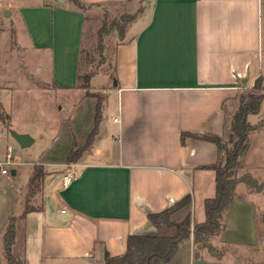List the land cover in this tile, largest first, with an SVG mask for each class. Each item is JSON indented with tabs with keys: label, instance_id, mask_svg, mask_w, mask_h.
I'll return each instance as SVG.
<instances>
[{
	"label": "crops",
	"instance_id": "crops-1",
	"mask_svg": "<svg viewBox=\"0 0 264 264\" xmlns=\"http://www.w3.org/2000/svg\"><path fill=\"white\" fill-rule=\"evenodd\" d=\"M80 1L94 5L125 0ZM15 2L0 0V9H9L6 17L15 18L12 25L17 34L20 27L27 45L50 55L45 83L58 92L80 90L85 12L73 0ZM141 17L146 18L140 28L127 33L116 53L117 146L102 148L94 141L77 163L66 164L73 143L69 139L66 154L54 164L65 167L64 172L47 181V187L53 186L50 199L59 201L55 212L66 210L61 214L69 221L57 222L44 203L20 218L24 206L15 216L13 251L25 264H93L97 256L104 260L106 252L120 256L129 236L157 233L150 214L188 195L192 204L172 219L180 223L191 216L192 230L206 221L205 201L216 194V172L209 167L218 162L219 147L195 137L182 143V135L223 137L228 106L264 77V0H145L135 22ZM1 70L0 64V115L9 119L4 123L0 116L5 134L14 117V94ZM251 116L249 122L256 123ZM70 171L76 176L64 187L63 176ZM14 209L9 205L0 212V264H8L4 235ZM257 216L256 202L236 195L217 236V244L231 252L197 256L192 232L167 264H264L244 262L236 252L260 245Z\"/></svg>",
	"mask_w": 264,
	"mask_h": 264
},
{
	"label": "rangeland",
	"instance_id": "rangeland-1",
	"mask_svg": "<svg viewBox=\"0 0 264 264\" xmlns=\"http://www.w3.org/2000/svg\"><path fill=\"white\" fill-rule=\"evenodd\" d=\"M144 1L125 0L94 4L86 8L81 74H90L92 78L87 89L79 88L80 90L68 93L58 92L45 83L49 79V74L44 66L49 63L50 55L47 52H38L27 45V41L21 39L20 27L16 25L19 30L17 34L16 28L12 25L15 18L11 20L6 17V11L9 9H0V19L4 21L2 24L5 28L0 42L1 71L2 75L11 81L8 80L14 94V117L13 121H10L11 129L26 130L35 139L32 145L22 148L10 132L6 130L5 134H1L5 127L0 123V167L5 164L8 170V173L3 175L0 168V212L8 211L9 205H13L14 216H19L24 206L40 209L44 203L57 222L68 223L69 220H66L59 210L55 212L54 209L59 201L50 199L53 186L47 187V181L52 176L64 172L62 169L65 167L55 168L54 164L66 154L71 137L72 150L86 145L87 138L95 126L99 98L103 100L101 103L103 110L95 144L102 148L111 147L112 150L116 148L115 138L118 130V125L114 121L118 116V97L115 90L116 53L118 46L126 40L127 33L131 36L140 28L138 25L141 26L145 20L146 17H141L140 21L135 22L144 9ZM20 2L23 3L24 0H16L14 4ZM132 17L135 19L132 20ZM85 82V79L81 80V84ZM251 91L253 90L241 93L247 94ZM257 93H264V89ZM238 105L236 99L231 107L228 106L229 123ZM259 113L250 117V120L256 123L249 122L254 129L250 133L251 136L249 135L248 148L240 158L234 176L240 181L236 186V195L249 196L258 206L260 245L256 248L236 251L239 258L248 263H261V261L264 263V99ZM8 155L11 160L6 164ZM67 158L65 163L73 164V162L68 163ZM33 164L34 166L46 164L49 170L42 165L46 175L41 182L40 191L36 195L29 196L28 185L34 170ZM13 170L17 172L15 175L12 174ZM156 230L157 233L163 234L174 232L171 227ZM217 241L218 238L215 236L207 242L195 244L196 254L199 247L201 252H210L216 257L231 252V250L226 252L227 249L218 245ZM204 245H207L209 250L213 248V251H207L208 248L203 247ZM93 264H105V262L102 257L97 256Z\"/></svg>",
	"mask_w": 264,
	"mask_h": 264
},
{
	"label": "trees",
	"instance_id": "trees-1",
	"mask_svg": "<svg viewBox=\"0 0 264 264\" xmlns=\"http://www.w3.org/2000/svg\"><path fill=\"white\" fill-rule=\"evenodd\" d=\"M73 2L75 6L83 12H86V8L90 6L80 0H73ZM131 19L134 20L135 17ZM122 34H124V31ZM82 60L83 48L81 47L78 88L87 89L92 76L90 74H81ZM82 79L86 81L84 84H81ZM263 89L264 77L260 76L251 89L253 91L247 94H238V109L232 115L231 122H226L223 137L194 135L189 133H184L182 135V143H184L188 137H195L213 142L219 147V160L215 165L209 167L216 172V194L214 197L208 198L205 201L206 221L202 224L195 225L192 230L191 216H188L180 223H176L172 220L176 212L192 204V197L188 195L168 209L148 216V219L156 229L161 230L171 227L174 230L173 234H163L159 232L156 235H131L128 237L126 252L120 256H111L106 252L104 257L105 264H167L174 258L179 244L189 239L192 232L194 233L196 245L207 242L212 237L219 236L224 228L225 215L232 200L236 196V186L240 182L236 180L234 176L239 167L240 158L248 148L249 135L254 129L249 123L248 117L260 112L264 93H257V91ZM102 101L103 100L99 98L96 107L95 126L87 138L86 145L82 148L72 150L67 158L68 163H76L83 153L91 148L96 139L102 121ZM0 116L4 120V123L9 120L8 116ZM229 145L232 147L230 148ZM45 175L46 173L42 165L34 166L33 174L28 185L30 191L29 196L39 193L41 182ZM33 210L37 209L26 206V210L20 218H24L26 213ZM18 219L19 217L15 216L10 219L4 235V254L8 264H25V261L17 258L13 251L16 243V223ZM203 247L208 248L207 245ZM199 249H197V256L201 252ZM211 251H213V248Z\"/></svg>",
	"mask_w": 264,
	"mask_h": 264
},
{
	"label": "water",
	"instance_id": "water-1",
	"mask_svg": "<svg viewBox=\"0 0 264 264\" xmlns=\"http://www.w3.org/2000/svg\"><path fill=\"white\" fill-rule=\"evenodd\" d=\"M57 1H59L60 3L65 2V0H57ZM10 133L13 136V138L20 144L22 148L29 147L30 145L34 143L35 139L29 133H19L13 129L10 130ZM12 174L13 175L15 174L14 170L12 171Z\"/></svg>",
	"mask_w": 264,
	"mask_h": 264
},
{
	"label": "built area",
	"instance_id": "built-area-1",
	"mask_svg": "<svg viewBox=\"0 0 264 264\" xmlns=\"http://www.w3.org/2000/svg\"><path fill=\"white\" fill-rule=\"evenodd\" d=\"M115 121H117V119H115ZM10 160H11V157L8 155L6 164L10 163ZM1 172H2V174L8 173V170L5 168V164L2 166ZM75 176H76V172H74V171H70L69 173L65 174L63 176V180H62L63 186L66 187L68 184H70L73 181V179L75 178ZM61 213L65 214L66 210H61Z\"/></svg>",
	"mask_w": 264,
	"mask_h": 264
}]
</instances>
